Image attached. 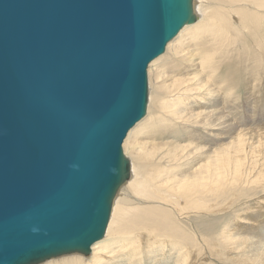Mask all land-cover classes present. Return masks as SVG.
I'll return each mask as SVG.
<instances>
[{"label": "water", "instance_id": "1", "mask_svg": "<svg viewBox=\"0 0 264 264\" xmlns=\"http://www.w3.org/2000/svg\"><path fill=\"white\" fill-rule=\"evenodd\" d=\"M197 18L194 0H0V264L105 237L148 66Z\"/></svg>", "mask_w": 264, "mask_h": 264}, {"label": "bare ground", "instance_id": "2", "mask_svg": "<svg viewBox=\"0 0 264 264\" xmlns=\"http://www.w3.org/2000/svg\"><path fill=\"white\" fill-rule=\"evenodd\" d=\"M194 9L197 21L149 64L146 116L123 144L131 177L114 200L105 237L87 257L41 264H202L215 241L230 252L246 247L231 223L221 233L219 225L227 218L220 217L223 195L264 183V131L239 123H251L264 102L251 93L257 72L264 87V0H194Z\"/></svg>", "mask_w": 264, "mask_h": 264}, {"label": "rangeland", "instance_id": "3", "mask_svg": "<svg viewBox=\"0 0 264 264\" xmlns=\"http://www.w3.org/2000/svg\"><path fill=\"white\" fill-rule=\"evenodd\" d=\"M148 69H149V66H148ZM148 69H147V80H148V87H149ZM255 75L257 77L256 78L257 81H255V84H253L251 93L255 94L256 92H258L259 94H256V95H258V97L260 98L262 95L264 96L263 94L264 92H262V90L264 91L263 83L262 81L259 80V78H261V72H257L256 74H254V76ZM257 82L260 83L259 86ZM260 87H262L263 89ZM244 98L245 96L243 95L241 96V98H239V100H237L239 102H236V107L238 106L237 113L241 115L244 114V111L246 110L245 102L243 103ZM255 111L256 113L254 115L253 121H250L251 123L249 122L244 123V121L239 122L240 124H243L240 127V129H245V130L248 129L250 131L254 127L252 131H255V130L264 131V102H260L258 106L255 108ZM228 128L229 127H227V129ZM223 132H226V131L223 130L220 132V134ZM203 133L205 134V132H201L199 134L203 135ZM214 133H219V132L213 131V134ZM223 134L229 135L227 134V132ZM223 134H222V137L224 136ZM224 139L225 141L228 140L226 138ZM224 139H221L219 142L221 141L223 142ZM124 141H123V144H124ZM249 143H252L253 146H256L255 144L256 142L251 139L249 140ZM123 144H122V150L124 152ZM262 147H264V145L261 146V149ZM259 162L262 163V161H259ZM230 188L231 186L229 187V189ZM240 188L242 189L235 198H232V196L226 197V195L225 197L223 195V198L221 197L222 201L225 198L227 205L224 207H227V209L222 212L220 217L223 218L225 214L227 218L225 220H221L222 224L219 225L220 226L219 233H221V231L226 225L232 224L233 226L231 225L232 226L231 233H233L234 237H236V235L237 236L239 235L240 237L241 235L243 238L248 239V242H244L246 247H244L243 249L237 248L238 250L235 249V251L230 252L224 249L225 244L223 243V241H215L213 245L210 247L209 254H208L209 256H213V257L208 260L204 259L202 261L203 262L202 264H206L207 262H208L207 264H233L235 261L236 262L234 264L236 263L237 264H264V194H263L264 192H261V191H264V183L262 184L251 183L246 186L245 185L240 186ZM225 200L223 201V205H224ZM236 217H238L239 221H237L238 219L236 220ZM243 223H248V224H243ZM72 254L79 255V253H72ZM65 255H70V254H65ZM218 255H219V258H217ZM61 256H64V255H61ZM82 256L84 255L82 254ZM84 257H87V256H84ZM162 262L163 261L161 260L159 263L157 262L156 264H162ZM141 264H155V263L151 262L150 260H145Z\"/></svg>", "mask_w": 264, "mask_h": 264}]
</instances>
